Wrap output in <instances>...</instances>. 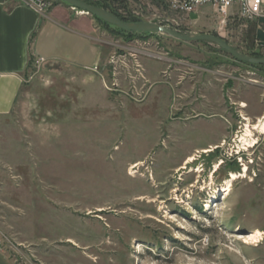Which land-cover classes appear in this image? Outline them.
Segmentation results:
<instances>
[{
  "label": "rangeland",
  "instance_id": "1",
  "mask_svg": "<svg viewBox=\"0 0 264 264\" xmlns=\"http://www.w3.org/2000/svg\"><path fill=\"white\" fill-rule=\"evenodd\" d=\"M90 1L126 20L166 21L196 34L163 0ZM90 18L99 64L85 70L31 60L14 108L0 117L3 251L14 264H264V136L255 133L257 145L242 157L253 165L227 199L215 194L241 172L224 158L234 134L244 133L242 119L252 125L264 116V70L243 65L233 73L238 102L211 94V102H192L194 85L223 81L239 61L201 41H126ZM233 20L210 34L264 57L254 29ZM222 141L221 149L195 154ZM212 196L218 211L206 207ZM255 229L262 232L256 246L235 241Z\"/></svg>",
  "mask_w": 264,
  "mask_h": 264
},
{
  "label": "crops",
  "instance_id": "2",
  "mask_svg": "<svg viewBox=\"0 0 264 264\" xmlns=\"http://www.w3.org/2000/svg\"><path fill=\"white\" fill-rule=\"evenodd\" d=\"M76 11L65 3L55 2L41 15L33 6L19 0H0V117L14 108L31 60L61 62L85 70H92L99 64L100 49L94 38V22L90 16ZM236 12V8L230 10L227 22L234 21ZM214 15V8L202 7L196 20L189 19L196 26L194 33L221 35L222 27ZM247 25L254 32L258 27L253 23ZM238 70V67H230L229 72L221 73L226 78L223 81L205 83L203 94L207 102H211L210 94L219 102L226 98L238 102L234 99L237 84H232L239 80L233 76ZM0 264H14L2 250Z\"/></svg>",
  "mask_w": 264,
  "mask_h": 264
},
{
  "label": "built area",
  "instance_id": "3",
  "mask_svg": "<svg viewBox=\"0 0 264 264\" xmlns=\"http://www.w3.org/2000/svg\"><path fill=\"white\" fill-rule=\"evenodd\" d=\"M50 1L52 0H19V2L21 3L33 6L37 10V12L41 15H44L50 9L51 7ZM166 5H167L166 6L167 9L170 12L181 14L185 16L186 19L188 20L191 14L198 15L199 10L204 6H211L212 8H214L215 13L218 16L217 18H219L220 20L219 21L220 24H225L227 22L229 18V12L233 8H236L237 10L236 17L246 22L247 24H252V23L256 24L258 26L257 29L261 27V25L258 23V20L260 18L264 19V0H169L168 2H166ZM156 22H159L158 23L159 25H165L166 21L165 22L156 21ZM45 62L46 61L44 59L36 60V63L38 65H41ZM255 133L256 132H254V135ZM240 134L241 133L238 132L234 134L233 138H234V142L236 143L229 149V152L227 153L224 159H227L229 161L237 160V162L242 167L241 171L246 170L242 174H246L248 169L253 165V160L252 159L247 160L248 164L245 165L244 163H242L243 160L242 157L246 156L250 150H253L257 144L252 147H249L248 144L237 138L238 135ZM224 142L225 141H222L219 144L221 145L219 149L225 147V145L222 146ZM252 173H254V170H252ZM3 247H4V241L2 238H0V250L3 251Z\"/></svg>",
  "mask_w": 264,
  "mask_h": 264
},
{
  "label": "water",
  "instance_id": "4",
  "mask_svg": "<svg viewBox=\"0 0 264 264\" xmlns=\"http://www.w3.org/2000/svg\"><path fill=\"white\" fill-rule=\"evenodd\" d=\"M52 1H62L66 3L71 8L78 10L86 15H90L98 18L102 22L114 26L119 30L124 32H132V33H149L158 36H167L174 40H177L182 43H194L199 41H205L211 44L218 46L220 49L224 50L228 53L232 58L239 62H244L252 65H263L264 57L262 58H254L247 55H244L238 52L236 49L229 46L222 38L219 36H214L211 34H182L178 32L175 28L172 27L170 23L165 25H159L156 21L151 22H125L119 19L114 14L99 8L93 5H89L80 0H52ZM112 2H116L118 0H111ZM190 20H196L197 15L191 14L189 16ZM258 23L261 25L255 31V38L258 41L259 45L264 47V19L260 18Z\"/></svg>",
  "mask_w": 264,
  "mask_h": 264
},
{
  "label": "bare ground",
  "instance_id": "5",
  "mask_svg": "<svg viewBox=\"0 0 264 264\" xmlns=\"http://www.w3.org/2000/svg\"><path fill=\"white\" fill-rule=\"evenodd\" d=\"M79 13H81V12L79 11ZM81 14H84V13H81ZM241 107H246V105L244 103H242ZM244 120H245V124L242 127L244 129L243 130L244 133H242L243 135L241 137L238 136L237 138L240 139L241 141L245 142L246 144H248L249 147H252L258 143V139L256 138L257 136L254 135V132H256L258 136H264V116L258 118L257 121L252 125L250 124V122L247 118L244 117ZM224 145L225 144H222V146H224ZM220 146L209 147V148L203 149L200 152L195 153V154L212 153V152H214L215 149L216 150L219 149ZM195 154L190 155L189 157H187L184 160L183 165H181V167H180V171L181 170H187V166L191 165L195 162V160H196ZM222 164H223V161L220 163H217L214 166V172H217L220 169ZM141 165H142L141 162L133 163L129 166V171H132ZM245 171H243V172H245ZM197 172H199V170H197ZM240 175L242 177V171L239 174L231 173L229 175V178L225 181L223 187H221L219 189V191H215V194L219 193L220 196L222 195V200H226L227 197L229 196L230 192H231L232 184L239 179ZM218 200H220V199H218ZM215 201H216V198L214 196H212L210 198L211 205L208 204L206 207L211 208V209L213 208V210L218 211L220 204L212 205ZM236 236L237 237L235 238V241H241L242 244H245L248 246H250V245L256 246L262 240V232H260L259 230H256V229L249 232L246 236H239V235H236Z\"/></svg>",
  "mask_w": 264,
  "mask_h": 264
},
{
  "label": "trees",
  "instance_id": "6",
  "mask_svg": "<svg viewBox=\"0 0 264 264\" xmlns=\"http://www.w3.org/2000/svg\"><path fill=\"white\" fill-rule=\"evenodd\" d=\"M80 1H82V2H85V3H87V4H89V5H93V6H95V4L94 3H92L90 0H80ZM54 2H62V1H54ZM62 3H64V2H62ZM66 4V3H65ZM96 7H99V6H97L96 5ZM99 8H103V9H105L102 5H100V7ZM106 10V9H105ZM110 12V11H109ZM112 13V12H111ZM112 14H114L115 16H117L119 19H121L122 21H125V22H137V21H130V20H126V19H124V18H122V17H120L119 15H117V14H115V13H112ZM93 17V16H92ZM93 18H95L96 20H98L99 22H101V20H99L98 18H96V17H93ZM103 23V22H102ZM103 24H105V23H103ZM105 25H107V24H105ZM111 26V25H110ZM111 27H113V26H111ZM114 29H117V31L118 32H120V33H122L123 35H126V41H132V40H135V39H143V38H147V37H156L154 34H149V33H132V32H124V31H122V30H119L118 28H115V27H113ZM215 35V34H214ZM217 36V35H216ZM226 42V41H225ZM227 43V42H226ZM228 44V43H227ZM250 57H254V58H258V54H256V53H254V54H250ZM235 63L236 64H239V65H245V66H248L250 69H252V70H254V69H258V68H261V71L262 70H264V64L263 65H252V64H248V63H244V62H236L235 61ZM255 71V70H254ZM262 75L264 76V71H262Z\"/></svg>",
  "mask_w": 264,
  "mask_h": 264
},
{
  "label": "flooded vegetation",
  "instance_id": "7",
  "mask_svg": "<svg viewBox=\"0 0 264 264\" xmlns=\"http://www.w3.org/2000/svg\"><path fill=\"white\" fill-rule=\"evenodd\" d=\"M168 23V22H167ZM172 27L174 28V26L172 25ZM176 29V28H175ZM177 30V29H176ZM178 31V30H177ZM156 37L160 40L162 37H164V36H158V35H156ZM167 37V36H166ZM169 38V37H168ZM172 39V38H171ZM177 41V40H176ZM200 42V41H199ZM201 42H205V41H201ZM146 42H144V44H145ZM206 43H208V42H206ZM157 45H158V42L156 43ZM208 44H211V43H208ZM259 44V43H258ZM259 47H262V46H260L259 45ZM262 48H264V47H262ZM227 62L228 61H220V66H222V65H224V66H226L227 65ZM232 66H235V67H240V66H242V65H239V64H234L233 63V61L230 63ZM194 66V65H193ZM249 68V67H248ZM202 69V71L203 70H205V68H201ZM250 69V68H249ZM207 71H208V69H206ZM205 70V71H206ZM204 72V71H203ZM190 84H192V83H190ZM190 84H188V85H190ZM193 85H194V83H193ZM191 86V85H190ZM202 86V87H201ZM200 87H196V85H194V87L195 88H193V95H192V97L195 95V97L193 98V100H192V102H202V101H200L201 99H204L205 100V96H204V94H203V92H204V86H205V83H202V85H201ZM196 92H199V93H197L196 94ZM195 117H199V115H197V116H195ZM194 117V118H195ZM243 120V119H242ZM244 121V120H243ZM243 124V123H242ZM241 124V125H242Z\"/></svg>",
  "mask_w": 264,
  "mask_h": 264
}]
</instances>
